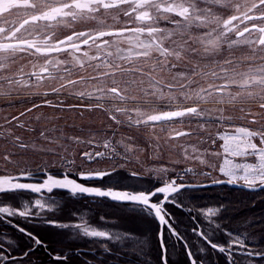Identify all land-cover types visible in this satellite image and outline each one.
Masks as SVG:
<instances>
[{
    "label": "rangeland",
    "instance_id": "374dc122",
    "mask_svg": "<svg viewBox=\"0 0 264 264\" xmlns=\"http://www.w3.org/2000/svg\"><path fill=\"white\" fill-rule=\"evenodd\" d=\"M14 14L0 21L6 30L15 29L14 35L0 34V124L27 121L23 108L30 99L40 100L27 95L49 94L41 100L59 106H52L54 112L36 113H43L37 119L51 127H36L31 143L26 128L0 129L1 173L115 164L123 169L118 184L122 190L155 188L163 186V179L180 176V181L194 184L225 180L219 172L225 159L222 137L236 135V129H264V0H17ZM183 110L189 112L179 120L165 119ZM253 142L264 147L259 136ZM89 149L94 156L103 152L94 159L106 162L89 164L84 156ZM5 155L11 163L4 161ZM229 158L258 162L255 157ZM133 172L144 178L131 177ZM177 201L196 209L203 229L209 222L206 209L220 208L209 203L196 206L184 194ZM58 204L54 212H46L49 220L93 222L137 234L150 240L143 257L146 264H161L156 221L134 216L118 204L94 215L92 207L78 205L73 197ZM223 210L224 206L210 219L227 232L248 233L249 247L259 251L253 246L258 242L254 220L244 214L245 220L227 222ZM178 216V224L189 218L185 212ZM188 220L190 228L198 227ZM54 229L65 232L46 234L55 252L75 251L89 241ZM221 237L227 240L223 232L219 240H224ZM111 247L119 258L112 255L104 264H129L127 248ZM180 247L178 252L169 242V264H179L181 258L190 264ZM199 248L196 257L207 258L208 250L199 253ZM31 258L40 260L35 264H57L50 256ZM84 262L76 255L60 264ZM252 264H264V259Z\"/></svg>",
    "mask_w": 264,
    "mask_h": 264
},
{
    "label": "snow or ice",
    "instance_id": "6c2138e0",
    "mask_svg": "<svg viewBox=\"0 0 264 264\" xmlns=\"http://www.w3.org/2000/svg\"><path fill=\"white\" fill-rule=\"evenodd\" d=\"M44 103L51 104L47 100H45ZM34 107H39V105H35ZM91 108L92 107L89 106V110H91ZM28 111H31V109ZM191 112L195 115L196 110L193 109ZM21 115H24V113ZM181 115L184 114L182 113L176 116L165 117V119L179 120ZM112 119L116 120L113 116ZM154 122L159 121L156 120ZM117 123L120 122L117 120ZM182 134L186 135L187 133ZM41 135H43V133H41ZM257 136L260 138L261 145H264V129L260 131L236 129V135L222 137V139L225 140L223 145L225 159L223 165L219 167V172L226 177V179H215L212 181V185L177 184L176 179H163V186L155 188L115 190L114 188L109 187L107 190H103L99 187L86 186L78 182L104 180L107 176L112 178L114 184H120L121 180L117 176L119 166L115 164L111 171L73 172L72 175L78 177V179L70 177L67 174V171L56 176L45 172L43 169L37 170L41 174L40 177L35 176L31 171L25 172L24 170H21L20 175L17 176L0 175V205L5 203L10 204V206H0V222L10 224L11 227L24 237V240L20 241L8 236L6 233L0 234V264H35L34 260L29 259L30 255L38 248H47L44 241H42L36 234L14 223L13 220L16 218L30 223L38 221L39 223L60 230H68L73 238L81 237L94 242H99L102 247V256L114 255L119 258V253L113 252V249L112 247H109V244L121 249L127 248L129 264H138V262H140V264H146L143 257L147 256L145 248L150 243V240L142 239L137 234L126 233L122 230H99L97 227H91L85 223H66L47 219L44 213L54 212L59 207L57 198L47 195L53 193L54 190L66 191L73 198L77 196H80L81 198L84 196L92 198H107L113 202L125 205L129 213L134 216L156 221L159 225L157 239L161 250V264H168L169 248L165 243V228L168 230V236L172 241L173 246L178 247L180 243L184 244L187 251V258L191 261V264H207L205 259L197 261L193 258L197 253H194L191 250L184 237L176 232L169 223L171 213L166 210L164 205L167 203H175L177 207H181L182 205L177 201V195L180 194L183 189L194 190L200 187L218 186L221 184L240 186L248 191H258L264 188V147H258L257 144L253 142V139ZM109 146V144H105L106 148ZM20 147L25 148L27 146L21 144ZM84 156L91 161L95 157H103L104 153L97 152L95 156L92 153H84ZM229 157H255L258 162L236 163ZM3 159L5 162H12L9 160L8 155H5ZM201 162L204 163V161ZM201 174L208 175V173ZM131 176L137 180L143 179V177L136 176L135 173H132ZM179 178L183 179L182 176ZM20 192L45 195L34 199L31 207L27 200H23L20 197H17L15 204L3 199L4 194L15 195ZM158 196L161 198L153 201L152 198ZM222 208L223 206H220V208H207L204 212V216L209 218L207 228L201 229L198 226L196 229H193V232L212 250L223 254L226 258L227 264H238L234 259L236 256L243 258L239 264H245V261L247 264H252L256 257L264 259V249L257 251L254 248L249 247L248 241L250 236L248 233L227 232L222 229L219 223H215L210 219L211 217H215ZM80 219L83 220L84 218L80 217ZM222 232L227 236V240L223 243L219 241V235ZM22 244L25 246L24 248L21 247ZM206 251L207 249L203 247L198 249L199 253H205ZM13 252H18L19 255L14 256L12 254ZM73 254L80 256L81 251L76 250L75 253H73L71 250H65L62 254L53 256L52 259L56 261L57 264H60V262L67 261ZM133 256L135 257V260L131 259ZM84 264H91V262L85 260ZM99 264H104L102 259L99 260Z\"/></svg>",
    "mask_w": 264,
    "mask_h": 264
},
{
    "label": "flooded vegetation",
    "instance_id": "af4514ba",
    "mask_svg": "<svg viewBox=\"0 0 264 264\" xmlns=\"http://www.w3.org/2000/svg\"><path fill=\"white\" fill-rule=\"evenodd\" d=\"M16 7H17V0H0V21L1 20H4L6 16H9V17H12L14 16L15 14V11H16ZM178 12H174V14L176 15ZM25 25H23L24 27ZM10 28V27H9ZM140 29H142V27H140ZM156 29V28H155ZM11 31H13V35L15 33V29H14V26L12 28H10V30H6L5 29V26L4 27H1L0 25V34L2 32L4 33H11ZM4 42H7L5 40H3ZM14 40H9V42H11ZM12 47H15V44L14 46ZM49 47L48 45V42L47 41H44V47L43 49H47ZM164 49V48H163ZM78 52V51H77ZM109 55V54H108ZM34 80V77L36 78L37 76H31ZM46 82V81H45ZM47 93V92H46ZM49 94L47 95H43V94H39V93H35V94H32V95H27L26 97L27 98H38L40 99L39 101L37 99H30L29 102L27 103L26 107L23 108V112L27 113V121L26 122H21V121H13V122H10L9 124H6V125H1L0 124V129H6V128H13V129H20V128H26L25 130L27 131V138H29V142L31 143L32 141H34V132L33 130L36 128V127H41L43 125L46 124V126L48 128H50V123H44L43 121L40 122V120L37 119V117H39V115H42V114H39V115H36V113H40V112H44V114H46L45 110L47 109H50L51 112H54L55 110L52 108V106H56V105H59L57 102L56 105H54V101H51L49 99H42V97H48ZM33 100V101H32ZM47 100L49 101L51 104H45L44 101ZM42 102V103H40ZM53 103V104H52ZM86 103V102H85ZM44 104V105H43ZM35 105H39V107H34ZM86 106V108H89L90 105L88 104H84ZM58 107V106H57ZM29 109H31V111H28ZM43 109V110H42ZM59 108H57L58 110ZM42 110V111H41ZM46 117V116H45ZM134 129V128H133ZM132 130V129H131ZM35 131V130H34ZM133 131V130H132ZM1 134V132H0ZM39 140H36L35 143H37ZM89 141H92V140H88V141H85V142H88L89 146L91 145H94V143L92 142H89ZM41 142V141H40ZM46 143V142H44ZM89 153H90V149L88 150ZM105 158H108V157H105ZM85 159H87V157H85ZM109 160H107L108 162H111L114 159V157H110L108 158ZM88 160V159H87ZM104 159H93L91 161L88 160L89 164H100L102 162H106V161H103ZM115 161H118V160H115ZM100 162V163H99ZM112 166H108V165H105L103 167H99V168H91V169H79V170H76V171H69L68 169H65L64 167H57V168H45V167H40V168H30V169H27L25 170V172H28V171H31L35 176L37 177H40V172H38L37 170L39 169H43L45 172L49 173V174H53V175H56V176H59L62 172L64 171H67V174L72 177V178H77L78 177H75L73 176V172H80V171H84V172H96V171H111L112 170ZM21 171H18V172H11V173H1L0 172V175H12V176H17V175H20ZM135 173V172H133ZM136 176L138 177H143L142 175H139L138 173H135ZM124 173H123V169L122 168H119L118 171H117V176L118 177H123ZM131 176V175H130ZM132 177V176H131ZM144 178V177H143ZM172 179H175V178H172ZM21 182H28V181H21ZM84 185H87V186H95V187H99L101 189H108L109 187H112L116 190H122V188L118 185V184H114L112 182V178L111 177H105L104 180H93V181H78ZM176 183L177 184H180V183H184L182 181H180V179H176ZM127 190V189H125ZM186 191H191V190H183L181 191L180 194L177 195V197L181 194H184L186 195L187 192ZM42 195H45V194H30V193H27V192H20V193H16L15 195L13 194H4L3 196V199L5 201H11L12 204H15L16 203V200H17V197H20L22 198L23 200H27L29 202V206L31 207L32 205V199H36V198H39L40 196ZM47 195H50L54 198H57V200H62L64 201L67 200V198H72L71 195L67 192H63V191H59V190H54L53 193L51 194H47ZM161 197H153V201H156L158 199H160ZM77 203L78 205H85V207H88L91 208L93 211V215L95 214V211H97L98 209H104L106 206H112L113 204H118V205H122V206H125L123 204H119V203H114V202H111L110 200L108 199H100V198H90V197H80V196H77L75 198H73ZM70 200V199H68ZM190 203V202H189ZM192 204V203H190ZM64 205V203H63ZM0 206H10V204L8 203H5V204H2ZM164 207L166 208V210L171 213V219L169 220V223L172 225V227L175 229L176 232H178L180 235H182L184 237V239L187 241L188 243V246L191 248V250L195 252V249L197 250L198 247H203L205 249L208 250V256L207 258H203L207 261V264H227V261H226V258L223 254H220L218 252H215L214 250H212L207 244H205V242L203 240L200 239L199 236H197L194 232H193V228H190V225H188L187 227L183 226V223H179L178 224V219L180 218L178 216V213L179 212H182V213H187V215L189 216L188 219L190 220H193L195 222L198 223V213L196 212V209L192 206H189L188 205H182L181 207H177L175 203H167L164 205ZM65 208H63L62 210L64 211ZM191 209V211H190ZM65 212V211H64ZM44 215H46L47 219H48V216L46 214V212L44 213ZM186 218V216H184ZM184 218V219H185ZM186 220V219H185ZM14 223L18 224L20 227H24L26 228L28 231H31L33 232L34 234H36L42 241H44V243L47 245V248H38L34 253H32L29 257V259L31 260H34L35 262L37 261H40L38 260L37 258L36 259H33L31 257L33 256H40V258H44V257H48L50 256L51 258L57 254H61L60 252H55L54 251V248L52 246H50V244L48 242H46V233L48 231H56L54 229V227H51V226H47V225H44L42 223H39L38 221H34V222H26L22 219H19V218H16L13 220ZM67 223H72V222H67ZM80 223H83V222H80ZM189 224V223H188ZM89 226L91 227H97L99 230H106V228H101V227H98L95 223L91 222V224H89ZM198 226L202 228V226L198 223ZM166 231L167 228H165V241H166V246L168 247L169 245V242L168 241V234L166 235ZM57 233H60V235L62 234H65V232H62V231H56ZM7 234L8 236H11L15 239H18L20 241H23L24 240V237L22 236V234L18 233L13 227H11L10 224H7V223H3V222H0V234ZM188 234L191 235V237L189 238ZM223 238L224 240H226V238L224 237H221ZM224 240H219L220 242H225ZM85 242H89V243H85ZM91 242V243H90ZM181 244L183 245L184 247V244L183 243H180L178 247H176V250L178 252L181 251ZM22 248H24L25 246L22 244L21 245ZM109 247H111V245L109 244ZM76 250H80L81 251V255L80 256H77L79 257L80 259L82 260H87L89 262H91V264H99L97 261L98 259H102L104 260L105 259V263L107 261L108 258H110V256L112 255H105V256H102V247L101 245L98 244V242H94V241H87V240H84L83 241V245L82 247H79L77 248ZM75 250V251H76ZM75 251H72L73 253H75ZM184 251L185 253L187 254V251L184 247ZM51 253V255H50ZM95 253V254H93ZM14 256L16 255H19L18 252H13L12 253ZM75 257L76 255L73 254L71 255L70 257ZM85 256H91L92 258H86ZM69 257V258H70ZM194 259H196L197 261L201 260L200 258H197L196 256L193 257ZM234 259L238 262H239L243 259L242 257L240 256H236L234 257ZM53 260V259H52ZM257 260H262L261 258H255L254 261H257ZM169 264V262H168ZM190 264H191V261H190Z\"/></svg>",
    "mask_w": 264,
    "mask_h": 264
},
{
    "label": "trees",
    "instance_id": "16d2710c",
    "mask_svg": "<svg viewBox=\"0 0 264 264\" xmlns=\"http://www.w3.org/2000/svg\"><path fill=\"white\" fill-rule=\"evenodd\" d=\"M186 192L188 199L196 206H203L207 203L224 206V220L227 222L245 220L244 214H248V216L254 220V233L256 239H258V242L253 246L258 250L264 249V190L260 192H247L221 186ZM249 213L251 214L249 215ZM186 220L187 221L182 222L185 227L189 225V220L187 218ZM49 232L50 231L46 234L49 235ZM51 238L54 242H57L56 239H54V235L51 236ZM56 244L59 243L57 242ZM178 262L179 264H185L182 258L179 259Z\"/></svg>",
    "mask_w": 264,
    "mask_h": 264
},
{
    "label": "water",
    "instance_id": "95a60500",
    "mask_svg": "<svg viewBox=\"0 0 264 264\" xmlns=\"http://www.w3.org/2000/svg\"><path fill=\"white\" fill-rule=\"evenodd\" d=\"M189 112V110H183V111H180V112H178V115L179 114H186V113H188ZM185 184H190V185H195L194 183H185ZM200 185H212V182H208V183H201ZM87 186V185H86ZM221 186H227V187H229V188H231V189H237V190H243V191H247V192H260V191H262V190H264V188H262V189H260V190H258V191H248V190H246L245 188H243V187H240V186H235V185H233V186H229V185H227V184H221V185H218V186H209V187H200V188H197V189H194V190H201V189H208V188H214V187H221ZM103 190H107V189H103ZM116 190V189H115ZM183 190H192V189H183ZM183 190H181V191H183ZM59 191H62V190H59ZM63 192H66V191H63ZM68 193V192H67ZM86 197H88V196H86ZM90 198H92V197H90ZM100 199H107V198H100ZM109 200V199H108ZM111 201V200H110ZM111 202H113V201H111ZM114 203H117V202H114ZM120 204V203H119ZM256 258H259V257H256Z\"/></svg>",
    "mask_w": 264,
    "mask_h": 264
}]
</instances>
